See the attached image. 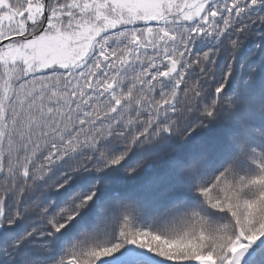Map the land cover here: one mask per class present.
Masks as SVG:
<instances>
[{
	"label": "snow or ice",
	"instance_id": "snow-or-ice-1",
	"mask_svg": "<svg viewBox=\"0 0 264 264\" xmlns=\"http://www.w3.org/2000/svg\"><path fill=\"white\" fill-rule=\"evenodd\" d=\"M0 264H264V0H0Z\"/></svg>",
	"mask_w": 264,
	"mask_h": 264
}]
</instances>
